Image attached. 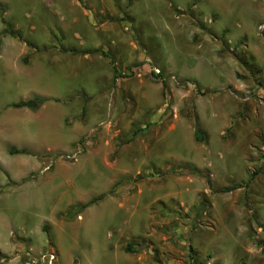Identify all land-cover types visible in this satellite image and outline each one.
<instances>
[{
    "label": "rangeland",
    "instance_id": "rangeland-1",
    "mask_svg": "<svg viewBox=\"0 0 264 264\" xmlns=\"http://www.w3.org/2000/svg\"><path fill=\"white\" fill-rule=\"evenodd\" d=\"M262 25L264 0H0V264H264Z\"/></svg>",
    "mask_w": 264,
    "mask_h": 264
},
{
    "label": "trees",
    "instance_id": "trees-1",
    "mask_svg": "<svg viewBox=\"0 0 264 264\" xmlns=\"http://www.w3.org/2000/svg\"><path fill=\"white\" fill-rule=\"evenodd\" d=\"M14 37H17L19 39H21L20 35L19 34H15ZM72 53H75L74 51ZM84 55H87L89 54V52H83ZM152 75L153 77H161L159 76L158 74L152 72ZM49 99L47 98H44V97H34L33 99L29 100V101H20L18 102L16 105H14L15 107H26V108H29L31 110H37L39 109L42 105H44ZM199 134V131H197V139H201V136L198 135ZM9 153L10 155H19V154H22V155H27L29 154V152L26 150V149H16V148H11L9 150ZM174 171H177L179 173H183V172H187V173H194V174H200L195 168H192L190 166H184L182 168H179L177 170H174ZM103 197H100V198H97V199H93L91 200L90 202H88L87 204L85 205H82V206H79V211L80 210H83L85 209L86 207L92 205L93 203H95L96 201L102 199ZM133 245L132 244H128L125 248V252L127 253H130V252H133Z\"/></svg>",
    "mask_w": 264,
    "mask_h": 264
},
{
    "label": "built area",
    "instance_id": "built-area-1",
    "mask_svg": "<svg viewBox=\"0 0 264 264\" xmlns=\"http://www.w3.org/2000/svg\"><path fill=\"white\" fill-rule=\"evenodd\" d=\"M260 29L263 30V29H264V25H262V26L260 27ZM53 260H54V256L52 255V256H51V259H50V261H49V264H52Z\"/></svg>",
    "mask_w": 264,
    "mask_h": 264
},
{
    "label": "crops",
    "instance_id": "crops-1",
    "mask_svg": "<svg viewBox=\"0 0 264 264\" xmlns=\"http://www.w3.org/2000/svg\"><path fill=\"white\" fill-rule=\"evenodd\" d=\"M46 96H49V95H46ZM47 102H48V101H47ZM47 102H46V103H47ZM48 116H49V115H48ZM48 116H47V117H48ZM48 119H49V118H48ZM51 124H52V123H50V126H51ZM50 126H49V127H50ZM50 128H51V127H50Z\"/></svg>",
    "mask_w": 264,
    "mask_h": 264
}]
</instances>
